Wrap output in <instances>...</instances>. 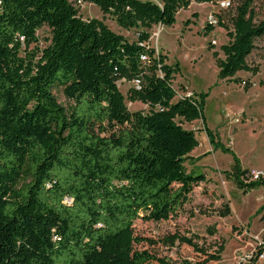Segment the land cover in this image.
I'll return each instance as SVG.
<instances>
[{
  "label": "trees",
  "instance_id": "trees-1",
  "mask_svg": "<svg viewBox=\"0 0 264 264\" xmlns=\"http://www.w3.org/2000/svg\"><path fill=\"white\" fill-rule=\"evenodd\" d=\"M222 1L235 5L224 59L217 61L219 76L230 78L249 70L255 40L264 37V20L255 22L253 10L260 0H0V264L220 260V252L209 254L179 235L174 240L201 258L173 263L138 251L135 245L147 239L137 237L133 225L174 217L193 186L205 181L186 170L198 141L177 118L201 120L213 150L230 153L225 175L239 190L264 187V177L250 180V170L206 126L208 94L173 101L179 64H167L166 55L148 45L152 27H171L191 2ZM78 2L97 6L126 31L137 30L136 41L101 20H83ZM43 26L51 38L39 50L36 33ZM212 30L208 24L205 33ZM122 80L133 83L128 101L147 105L148 113L128 110L117 86ZM56 89L73 105L62 106Z\"/></svg>",
  "mask_w": 264,
  "mask_h": 264
},
{
  "label": "rangeland",
  "instance_id": "rangeland-1",
  "mask_svg": "<svg viewBox=\"0 0 264 264\" xmlns=\"http://www.w3.org/2000/svg\"><path fill=\"white\" fill-rule=\"evenodd\" d=\"M147 1L162 3V0ZM74 7L83 20H101L129 42L136 41L137 30L120 28L112 16L104 15L97 6L81 2L74 3ZM234 7L232 3L224 6L221 2H191L186 9L179 10L171 27L153 26L148 45L166 55L167 64H179L180 72L172 81L176 92L173 101L187 95L208 94L203 111L206 126L231 149L243 168L260 172L264 177V37L255 40V48L247 58L248 71L221 78L217 65L218 59H224L221 46L229 42L227 31L232 30ZM253 10L255 22L264 20V0L255 2ZM218 20L224 27L217 24ZM208 24L213 30L206 34ZM36 35L37 49L42 50L49 43L51 31L43 26ZM117 86L130 112L148 113L147 105L128 101L132 82L122 80ZM53 93L65 108L73 105L59 89ZM176 121L184 129L193 130L198 141L185 162L186 170L203 175L205 181L193 186L187 203L169 220L135 221L134 234L147 239L135 245V249L148 250L173 263L201 258L190 247L174 240L173 237L179 235L191 239L209 254L220 252V260L209 264H240L238 255L252 250V238L264 236V210L259 212L264 207V187L239 190L225 175L232 165L230 153L213 150L201 120L186 123L177 118ZM239 229H245L246 235L238 238L236 231ZM261 252L264 258V250ZM255 264H264V259Z\"/></svg>",
  "mask_w": 264,
  "mask_h": 264
},
{
  "label": "built area",
  "instance_id": "built-area-1",
  "mask_svg": "<svg viewBox=\"0 0 264 264\" xmlns=\"http://www.w3.org/2000/svg\"><path fill=\"white\" fill-rule=\"evenodd\" d=\"M79 4H81V2H78ZM221 4H223L224 6H229L230 2L229 1H222ZM213 20V19H212ZM213 24V21H210V24ZM212 44H216L214 41L212 42ZM259 176H262L260 172H255V171H250L249 173V179L250 180H256L259 178ZM238 238L239 237H243L246 235V230L245 229H239L236 231ZM254 240V245L252 246V250L247 253V254H240L238 255L239 258V263L240 264H249L251 262H257L260 260H263V251L264 250V241L261 237H253L252 238Z\"/></svg>",
  "mask_w": 264,
  "mask_h": 264
}]
</instances>
